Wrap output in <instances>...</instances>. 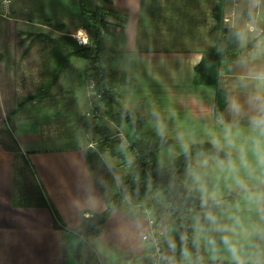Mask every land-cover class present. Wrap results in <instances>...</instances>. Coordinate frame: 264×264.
I'll return each instance as SVG.
<instances>
[{
  "label": "crops",
  "instance_id": "obj_1",
  "mask_svg": "<svg viewBox=\"0 0 264 264\" xmlns=\"http://www.w3.org/2000/svg\"><path fill=\"white\" fill-rule=\"evenodd\" d=\"M13 1L8 13L0 16V264H90L87 258L91 255L94 264H149V245L141 239L148 225L140 204L133 205L128 200L113 209L99 236H82L77 232L83 218L106 207L94 174L98 163L89 162V152L84 147V126L88 124L78 121L70 132H63L62 128L71 124L50 119L40 112V107H19V78H27L26 87L32 91L26 97L32 95L39 87L34 88L33 79L50 78V69L46 67L50 59L48 55L34 56L37 46L33 38L44 32L19 30ZM85 3L97 16V7L125 16L122 25H107L108 34L103 32V40L113 48L107 66L133 79L116 84L115 89L122 93L124 101L129 93L135 95L134 91L148 101L133 109L146 118L142 129L169 139L167 148H179L167 163L161 162L156 154L160 166H169L183 153L182 141L207 143L210 133H219L225 123L233 120L230 109L233 99L246 102L256 91L255 82L248 77L264 69V0L259 3L254 0H85ZM78 13L72 20L63 16L49 21L53 24L49 38L64 35L72 38L75 29L86 27L80 7ZM48 18H43L44 22L49 23ZM44 22L42 27H47ZM249 24L254 31L246 30ZM225 27L240 32L239 54L234 60L219 63L217 84L199 83L195 79L199 63L193 66L191 59L215 50L220 31ZM19 34L26 35L24 44ZM47 42L46 46H52L49 39ZM20 46H25L24 50ZM18 49L22 52L27 49L26 55H32V62L38 58L37 69L23 70ZM67 68L60 73L52 90L66 79ZM78 75L83 77V71ZM70 85L64 92L69 96L68 101L72 100L69 104H73L72 111L80 120L82 109L75 107ZM217 90L223 92L225 100L218 114L214 109ZM120 105L133 112L124 102ZM21 108L26 113L17 114ZM240 125L247 134V115L240 119ZM101 156L107 163L109 154ZM182 173L185 171L178 173L179 179ZM240 198L232 206L239 205L242 215L256 220L255 213H250ZM194 215L190 218L192 230ZM164 217L159 218L160 222ZM204 250L210 258V253Z\"/></svg>",
  "mask_w": 264,
  "mask_h": 264
},
{
  "label": "trees",
  "instance_id": "obj_2",
  "mask_svg": "<svg viewBox=\"0 0 264 264\" xmlns=\"http://www.w3.org/2000/svg\"><path fill=\"white\" fill-rule=\"evenodd\" d=\"M79 7L84 24L91 33V44L78 46L74 39L66 35L49 38V36L41 34L48 38L52 45L43 46L48 49L46 55L49 56L50 62L46 64V67L50 69V78H42L45 80L41 81V85L33 94L25 97L19 103V107H21L33 98L52 97V86L57 81L60 73L69 66L73 58H82L86 61L83 77L87 81L93 82V91L100 93L87 114L91 116V113L96 112L98 106L103 104L106 107L104 112L108 114L113 125L119 128L116 132L114 131L115 126H110L105 122L92 125L90 132L96 138L97 145L94 152L87 154V159L89 162L95 161L102 165L101 154L107 152L110 160L120 161L119 164L110 166L117 172L120 186L116 188L110 180L106 181L105 186L101 187L105 199V209L100 213L83 218L76 229L77 232L82 236H99L111 211L121 205L124 196H128L133 205L152 206L157 219L166 216L174 225L176 241L172 242L171 247L167 242L165 243V246L172 250L171 264L185 263V247L191 253L193 264H197L199 257H203V264H230L228 260L222 259L213 262L207 257L203 246L197 248L193 243L190 218L199 211V200L185 188L177 177L178 173L184 171L186 167L183 153L177 156L169 166H160L156 153L168 146L170 140L153 132L144 131L142 126L146 118L142 114L130 112L119 103L118 105L114 104V101H116V84L129 82L133 79L129 78L128 74L117 73L107 66L113 48L103 40V32L105 34L106 18L110 17L113 21H118L122 25L125 22V16L104 7H99L100 15L97 16L95 12L86 7L85 0H79ZM239 43L240 32L237 29L222 28L216 49L208 52L195 68L196 81L202 84H217L219 63L236 59L239 54ZM224 106V94L222 91L217 90L215 94V113H220ZM92 117L94 118V114ZM120 131L123 132L125 141H127V135L130 134L131 140L128 142L129 146L126 151L120 149V144L119 149L115 148L113 137ZM196 148L208 150L210 145L208 143L194 144V151ZM131 151L136 152L134 159L129 156ZM121 166L126 169L124 174H120L118 170ZM150 192H155L158 200L143 203L146 194ZM235 197V194H230L225 198L232 205ZM185 233L188 236L186 242L181 239ZM87 261L94 264V257L89 256Z\"/></svg>",
  "mask_w": 264,
  "mask_h": 264
},
{
  "label": "clouds",
  "instance_id": "obj_3",
  "mask_svg": "<svg viewBox=\"0 0 264 264\" xmlns=\"http://www.w3.org/2000/svg\"><path fill=\"white\" fill-rule=\"evenodd\" d=\"M246 30L251 32L254 28L249 24ZM72 38L81 46L90 43L82 27ZM202 59L197 54L191 63L196 66ZM248 79L255 82L256 91L246 102L233 99L230 105L233 120L225 123L219 133L209 134L206 142L210 149L194 151V141L181 144L186 161L185 184L199 200L193 243L197 248L203 246L213 262L227 259L230 264H264V69L252 73ZM245 115L247 134L240 125ZM225 189L241 194L248 211L255 213L257 219L242 215L239 205H230ZM181 239L186 242L187 233ZM249 249L254 252L250 253ZM184 255L191 261L187 247ZM197 264H203V257L198 258Z\"/></svg>",
  "mask_w": 264,
  "mask_h": 264
},
{
  "label": "rangeland",
  "instance_id": "obj_4",
  "mask_svg": "<svg viewBox=\"0 0 264 264\" xmlns=\"http://www.w3.org/2000/svg\"><path fill=\"white\" fill-rule=\"evenodd\" d=\"M11 5H12V2H11ZM13 5L16 6L15 7L16 10L14 14L16 17L19 18V22L17 23L19 30L20 29L22 31L24 30L23 32L29 31V30L34 31V32H39V33L44 32L43 34L44 35L46 34L49 37H51V34H53V31H52L53 24L50 23L49 21L53 22L56 19H60L63 16L68 17V19L73 18L72 16L74 15L76 17L79 16V13H78L79 6H78L77 0H14ZM96 12L98 13V15H100L99 7H97ZM45 17H49L48 18L49 20H47V22L49 23L44 22L43 18ZM106 20H107L106 26L107 25L108 26L109 25H119V26L121 25L120 22L113 21V19H111L110 17L106 18ZM43 22L48 24L46 25L47 27H42ZM106 26L104 28H106ZM18 38L19 40L21 39L23 44L25 43L27 39L25 34L24 35L19 34ZM33 41L34 43L37 44V45L35 44V46L37 47L35 48V52H33V54L35 53L34 56L36 55V53L39 56H45L48 49L44 48L42 44H45L46 46L48 43L47 42L48 38L38 34L37 36H34ZM23 47L25 48V46ZM23 47L20 46V49L24 50L22 49ZM20 49H18V53L20 52L19 61H21L19 63L20 65H22L23 70H25L26 72V70H29L30 68H33L34 70L35 68L37 69V66H38L37 59L38 58L34 59L35 61L32 62L31 61L32 55L31 56L30 54L26 55L27 49H25V51L23 52ZM26 58H27V61H22V59L26 60ZM40 65L41 64L39 63V66ZM85 66H86V62L84 59L82 58L72 59L70 66L67 68V70L64 73L65 75L64 77L66 79L60 81V86L54 87V89L52 90V92H54V95L52 97L46 96V97H41V98L38 97V98L30 99L25 103L23 107H26L27 105H28L27 109L33 106L34 108L40 107L38 108L39 110H41L40 112L43 114L49 115L50 119H55V120L58 119L59 122L62 124L63 123L71 124L68 126L66 125V127L64 126L62 128L63 132L64 131L70 132L72 128H75L74 127L75 123H77L78 121H82V120L84 121V123L87 122L86 124H88L84 126L85 132L91 133L90 130L92 128V125L100 124L104 122L109 124L110 126H115L114 131L116 130L118 131L119 128L116 125H113L108 114L104 112L106 110V107L103 104H100L97 108V111L94 113H91L92 114L91 116L87 114V112H89V110L93 106V105L90 106V104L94 103L96 101V98H95V91H91L92 89H90V87H87V84H89V81H87L84 77H79L78 75L80 72L83 71ZM42 80L44 81L45 79H42V78L40 79L39 77L33 79L34 88L40 86ZM18 83H19V86H21L18 91V101L21 102L26 97V94L31 93L32 90H29L26 87L27 78L25 77L19 78ZM70 83H72V85H70ZM69 85L73 87L72 90L74 93L73 99H74L75 107L79 106L82 109V113L80 116H82L83 118L81 117L80 120H78V116L75 115L72 111L73 104H69V103H72V100L70 99V101H68L69 96L68 94H65L64 92V89L65 88L68 89L67 87H69ZM115 92H117L118 94L115 97V100H116L114 101L115 105H118V103L121 104L122 102H124L126 105H128V107H130V109L133 110V109H137V107H140V105L144 106L148 104V101L146 99L141 98L143 96L139 95L138 91H134L135 95L130 96V93L129 95H126V99H128L127 101L126 100L124 101V97H122L121 95L122 93L121 92L118 93L117 89H115ZM118 98H120L122 101ZM135 101H137L138 103L135 104ZM67 103L70 105V107L67 106ZM16 113L22 114V113H26V111L23 108H21L17 110ZM93 114H94V118L92 117ZM7 118L11 120V116L9 115V113H7ZM129 135L130 134L127 135V138H126L127 141H125L127 143L131 140ZM113 139L115 140L114 141V144L116 145L115 148L119 149V144L121 145V141L118 140L116 135H114ZM121 148L122 147H120V149ZM173 149L171 148L169 149L167 147L162 148L156 154H158V158L161 160V162L167 163L173 159L174 153L179 151V148L177 146H175ZM121 150L126 151V149H121ZM106 159L108 161L110 160L108 157ZM108 161L107 163L103 162L102 165L100 164L95 165L96 166V169L94 172L95 178L97 179L99 186L102 188L105 186L107 180H110V182L115 184L114 186L116 188H119L120 181L118 179V174L110 166L117 165L120 163V161H116V162H114L113 160H110V162ZM118 170L120 171V174H124L126 172V169L122 166L119 167ZM106 176L108 177L107 179H106ZM180 178L184 186H186L185 174L182 173ZM226 194L228 195L235 194L236 197H235L234 202L241 197V194H239L238 192L233 191L229 193L225 189V195ZM128 200H129V197L124 196L123 202L125 201L127 202ZM156 200H158V197L155 196V192H150L146 194L142 202L143 203L150 202V201L155 202ZM240 200L243 201L242 198H240ZM160 228L163 230V235H162L163 240H166L165 242H167V244L170 245L171 243V245H173L172 242H174V240L176 239V232H175V228L172 222H170L167 217H164L160 222ZM184 264H193V263L185 258Z\"/></svg>",
  "mask_w": 264,
  "mask_h": 264
},
{
  "label": "built area",
  "instance_id": "obj_5",
  "mask_svg": "<svg viewBox=\"0 0 264 264\" xmlns=\"http://www.w3.org/2000/svg\"><path fill=\"white\" fill-rule=\"evenodd\" d=\"M11 4V0H0V16L3 12L6 14L9 11V7ZM228 21V18L225 19ZM81 28V27H79ZM86 30L90 37L91 44V33L87 27H82ZM78 29V28H77ZM75 29L74 32L77 30ZM73 32V33H74ZM72 33V35H73ZM76 42V41H75ZM76 44L79 45L77 42ZM89 87L93 88V82H89ZM100 96V93L95 92V98L97 99ZM118 140L121 141V149H127L129 144L125 142L124 134L122 131L117 133ZM85 139V149L88 152H94L96 150L97 140L96 138L89 132L84 133ZM107 154V152H105ZM131 159H134L136 156L135 151H131L129 154ZM142 213L146 217V222L148 225L147 231L141 236L142 241L148 243L149 245V264H171L172 258V250L165 246V240H163V230L160 228V220L157 219L155 210L152 206L144 205L141 207Z\"/></svg>",
  "mask_w": 264,
  "mask_h": 264
}]
</instances>
